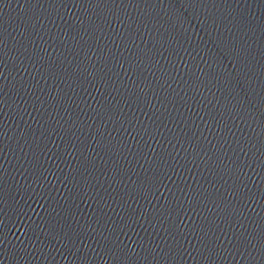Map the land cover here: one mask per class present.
I'll list each match as a JSON object with an SVG mask.
<instances>
[{"label":"water","instance_id":"95a60500","mask_svg":"<svg viewBox=\"0 0 264 264\" xmlns=\"http://www.w3.org/2000/svg\"><path fill=\"white\" fill-rule=\"evenodd\" d=\"M0 264H264V0H0Z\"/></svg>","mask_w":264,"mask_h":264}]
</instances>
